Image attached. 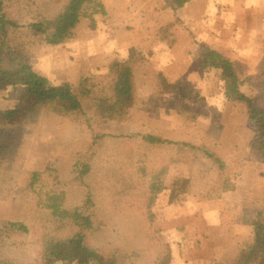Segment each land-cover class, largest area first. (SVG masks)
I'll return each mask as SVG.
<instances>
[{
    "label": "rangeland",
    "instance_id": "374dc122",
    "mask_svg": "<svg viewBox=\"0 0 264 264\" xmlns=\"http://www.w3.org/2000/svg\"><path fill=\"white\" fill-rule=\"evenodd\" d=\"M4 1L11 16L23 9L15 0ZM65 1L27 3L49 17ZM100 1L106 26L92 31L83 20L74 41L63 47L38 41L32 65L52 83H76L82 73L97 76L116 49H149L155 56L134 72L139 102L122 123L105 124L89 114L70 119L43 115L25 128L18 156L0 160V224L18 223L27 232L2 240L0 259L39 264L43 203L49 192L62 193L73 202V186L79 183L74 165L81 155L89 159L90 173L79 184L97 194H101L99 187L105 190V180L119 173H135L139 168L151 172L166 165L163 148L139 144L134 138L154 132L167 141L206 145L225 165L223 170L213 160H207L210 164L203 169L196 165L189 201L180 207H166L159 201L151 230L182 229L187 262H225L249 234L238 223L242 209L261 208L264 203V160L251 150L257 132L247 119L245 105L225 104L218 97L216 79L203 72L197 51L204 45L233 63L256 107L264 112V0H192L177 13L164 9L163 0ZM174 16L181 20L170 31L177 40L171 46L160 45L156 33ZM196 95L203 100H195ZM11 96L0 92V106L10 105ZM212 127L210 136L205 135ZM124 146L135 151L132 161L127 160ZM196 155L202 157L201 152ZM28 174L36 175L32 185ZM173 175L170 171L168 179ZM224 182L233 190L222 192ZM105 194L106 190L89 242L99 248L119 247L129 255L142 256L139 261L134 257L133 264H147L154 249L146 239L147 225L138 205H120L115 199L109 206Z\"/></svg>",
    "mask_w": 264,
    "mask_h": 264
},
{
    "label": "trees",
    "instance_id": "16d2710c",
    "mask_svg": "<svg viewBox=\"0 0 264 264\" xmlns=\"http://www.w3.org/2000/svg\"><path fill=\"white\" fill-rule=\"evenodd\" d=\"M27 1L15 0L16 5L20 4L23 9L11 16L5 1L0 0V92L12 94L11 104L0 106V160L18 156L25 142V128L36 124L43 115L70 119L89 114L105 124L124 122L139 102L135 69L145 65L156 54L149 49H116L108 57L107 64L98 70L97 76L82 73L76 83H52L32 65L33 48L38 41L56 48L63 47L74 41L83 20H87L90 30L97 31L106 26L107 14L100 0H68L49 17ZM191 1L163 0L164 9L177 13L186 9ZM178 24L181 20L174 16L172 23L160 27L154 38L157 43L173 45L177 39L170 31ZM197 57L203 72L216 79L218 97L225 104L245 105L247 119L257 132L251 150L264 160V112L256 107L246 82L233 63L219 52L199 45ZM172 86L176 88L178 85ZM195 100L203 98L196 95ZM212 128L205 135L210 136L215 127ZM134 138L139 144L163 148L168 155L167 164L151 172L139 168L135 173H119L117 178H108L105 180V200L109 206L115 199L120 205H138L147 225L146 239L154 249V255L147 264H192L183 256L182 229L151 230L156 221L153 209L159 201L166 207L184 205L189 201L191 184L196 178L195 166L203 169L210 164L207 160H213L223 170L224 160L206 145L197 147L192 143H175L154 132L136 134ZM213 139L215 141L216 137ZM124 149L127 160L132 161L135 151L126 146ZM197 152H201L206 160L197 156ZM74 166L75 179L80 183L90 173L89 159L83 154ZM170 171L174 175L169 180ZM28 177L29 185H32L36 175L28 174ZM79 183L73 186L75 197L72 203L65 199L64 194L55 192H49L43 203L44 213L39 219V264H133L134 257L141 260L142 256L129 255L119 247L99 248L89 242L88 235L94 231V219L101 202L104 203L102 195L105 190L99 187L101 194H97L88 188L83 190ZM222 186L224 193L233 190L227 182ZM239 218V225L248 228V236L235 248L229 260L210 261L208 264H264V203L261 208H243ZM26 232L24 225L2 223L0 242ZM0 264L12 262L0 259Z\"/></svg>",
    "mask_w": 264,
    "mask_h": 264
}]
</instances>
